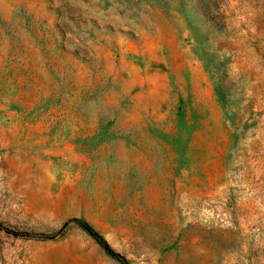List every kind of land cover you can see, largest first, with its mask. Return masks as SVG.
Segmentation results:
<instances>
[{
    "label": "rangeland",
    "instance_id": "1",
    "mask_svg": "<svg viewBox=\"0 0 264 264\" xmlns=\"http://www.w3.org/2000/svg\"><path fill=\"white\" fill-rule=\"evenodd\" d=\"M264 264V0H0V264Z\"/></svg>",
    "mask_w": 264,
    "mask_h": 264
},
{
    "label": "trees",
    "instance_id": "2",
    "mask_svg": "<svg viewBox=\"0 0 264 264\" xmlns=\"http://www.w3.org/2000/svg\"><path fill=\"white\" fill-rule=\"evenodd\" d=\"M70 223H74L78 226L84 233H86L99 247L100 249L112 260L116 261L119 264H130V262L117 253L108 242L85 220L83 219H73L66 223L59 233H62Z\"/></svg>",
    "mask_w": 264,
    "mask_h": 264
}]
</instances>
